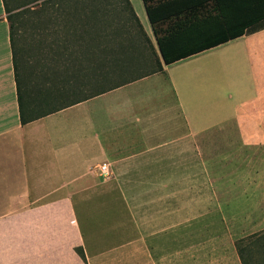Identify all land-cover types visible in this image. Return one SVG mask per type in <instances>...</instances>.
I'll list each match as a JSON object with an SVG mask.
<instances>
[{
    "label": "crops",
    "instance_id": "1",
    "mask_svg": "<svg viewBox=\"0 0 264 264\" xmlns=\"http://www.w3.org/2000/svg\"><path fill=\"white\" fill-rule=\"evenodd\" d=\"M129 1L163 70L23 125L0 0V264H176L173 182L191 179L193 156L207 166L242 155L248 169L231 178L264 179V0H169L154 26ZM154 29L168 57L191 54L165 64ZM103 164L112 178L152 181L142 193L157 203L121 207L150 218L96 214L110 210L94 201ZM242 195L264 211V188Z\"/></svg>",
    "mask_w": 264,
    "mask_h": 264
},
{
    "label": "rangeland",
    "instance_id": "2",
    "mask_svg": "<svg viewBox=\"0 0 264 264\" xmlns=\"http://www.w3.org/2000/svg\"><path fill=\"white\" fill-rule=\"evenodd\" d=\"M8 1L9 8L14 11L25 8L38 10L44 0ZM34 16L27 15L26 19H29L20 28V44L24 53L25 74L32 81L31 84L36 86H41V83L47 81L54 82L58 87L65 86L66 69H70L71 66L66 59L72 51L82 49L80 44L82 39L79 40L81 36L79 34H77L78 36L73 35L72 31L64 28V24L52 26L44 17ZM89 37L83 34V38L87 39ZM52 45L57 48L49 49V46ZM53 57L57 58V62L52 60ZM143 57L139 62L140 73L154 68L152 66L153 68L149 69L152 59L146 51ZM54 67H57V74L53 76L51 75V69ZM71 100L72 98H68L61 104L68 103ZM92 103L90 106L95 105V109H103V105L100 104L101 101ZM223 134L225 133H222L218 139L215 136H209V139L217 140V143L220 144L222 140L226 139ZM193 139H196V137H193ZM192 150L193 155L199 151L195 147ZM210 150L214 151V149L209 148L208 151ZM214 158L213 156V161H215ZM239 159L240 162L238 160L233 163L229 153V157L226 159L227 163L218 165L209 163L205 166V164H200L197 158L193 156L191 179L173 182L177 226L175 236L176 264H240L235 248L237 240L264 232V211L257 210L258 206H255V204L249 206L247 204L249 197L242 195L250 186L252 188L259 185L260 190H262L264 179L246 180L240 178L233 180L231 178L233 171L242 173V170L248 169L247 159L245 164L241 163L242 155ZM256 166L254 170L258 171L259 168ZM261 170L263 172V169ZM260 174L257 173V176ZM99 178L97 180L99 196L94 201H97L98 206H109L110 210L96 212V214L107 215V224L113 223L114 220L128 218V216L131 219L136 218L139 214L150 218L153 214L151 211L142 213L131 208L132 211L125 212L121 210V207L126 203L129 205L157 203L161 199V197H153L150 193H142V189L152 187L151 180L115 179L110 175L105 179ZM137 186L140 189L139 195L137 194ZM233 191L236 193L233 194ZM259 198L263 199L262 197ZM258 208L262 209L263 207ZM155 214L158 215L159 213L156 212ZM79 218L84 223L85 215L80 210ZM94 219L98 221L103 218L98 216ZM112 238L116 239L120 236L114 235ZM189 249H191V259L187 257L184 260L182 258L184 250L188 251ZM253 255L258 260L264 258L262 251L254 250Z\"/></svg>",
    "mask_w": 264,
    "mask_h": 264
},
{
    "label": "trees",
    "instance_id": "3",
    "mask_svg": "<svg viewBox=\"0 0 264 264\" xmlns=\"http://www.w3.org/2000/svg\"><path fill=\"white\" fill-rule=\"evenodd\" d=\"M142 1L153 26L158 16L168 13L169 0H158L156 3V0ZM8 2L4 0L17 101L23 125L163 70L129 0H44L38 10L25 8L14 11L9 8ZM27 15L42 16L52 26L64 24V28L72 31L73 35L81 36L79 40L82 39V49L72 51L66 59L71 66L66 69L65 86L58 87L49 81L36 86L31 84L32 81L26 76L20 28L29 19H26ZM154 31L165 64L191 54L178 53L168 57L163 40L158 37L156 29ZM253 31L255 29L249 32ZM83 34L90 37L83 38ZM53 48L57 47L49 46V49ZM145 51L152 59L149 69L154 68L140 73L139 62L144 58ZM52 60L57 62L55 57ZM56 74L57 67H54L51 69V75ZM68 98L72 100L61 104ZM235 248L240 264H264V258L258 260L253 255L254 250L264 254V232L238 239ZM75 252L86 263L83 249L75 248Z\"/></svg>",
    "mask_w": 264,
    "mask_h": 264
},
{
    "label": "built area",
    "instance_id": "4",
    "mask_svg": "<svg viewBox=\"0 0 264 264\" xmlns=\"http://www.w3.org/2000/svg\"><path fill=\"white\" fill-rule=\"evenodd\" d=\"M110 175L108 167L106 164H103L101 167H99V176L102 178H108Z\"/></svg>",
    "mask_w": 264,
    "mask_h": 264
}]
</instances>
